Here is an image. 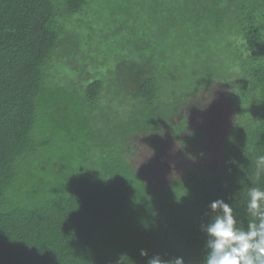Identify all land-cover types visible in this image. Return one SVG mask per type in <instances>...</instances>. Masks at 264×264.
Segmentation results:
<instances>
[{
  "label": "trees",
  "instance_id": "obj_1",
  "mask_svg": "<svg viewBox=\"0 0 264 264\" xmlns=\"http://www.w3.org/2000/svg\"><path fill=\"white\" fill-rule=\"evenodd\" d=\"M261 156L264 0H0V264H203Z\"/></svg>",
  "mask_w": 264,
  "mask_h": 264
},
{
  "label": "clouds",
  "instance_id": "obj_2",
  "mask_svg": "<svg viewBox=\"0 0 264 264\" xmlns=\"http://www.w3.org/2000/svg\"><path fill=\"white\" fill-rule=\"evenodd\" d=\"M264 162V156L260 157ZM212 215L201 226L206 235V255L203 264H264V190L250 188L248 192L247 213L252 219L246 227L239 226L232 205L224 200L210 204ZM141 256H147L141 251ZM148 264H185L182 257L170 260L155 256Z\"/></svg>",
  "mask_w": 264,
  "mask_h": 264
},
{
  "label": "rangeland",
  "instance_id": "obj_3",
  "mask_svg": "<svg viewBox=\"0 0 264 264\" xmlns=\"http://www.w3.org/2000/svg\"><path fill=\"white\" fill-rule=\"evenodd\" d=\"M211 102H212V100H211ZM218 102V101H217ZM220 102V101H219ZM215 105H217V103L215 104Z\"/></svg>",
  "mask_w": 264,
  "mask_h": 264
}]
</instances>
